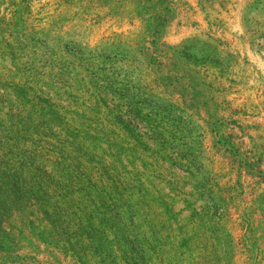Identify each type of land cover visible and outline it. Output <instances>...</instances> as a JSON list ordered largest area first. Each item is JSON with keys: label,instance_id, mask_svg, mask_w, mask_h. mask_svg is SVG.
I'll return each instance as SVG.
<instances>
[{"label": "rangeland", "instance_id": "obj_1", "mask_svg": "<svg viewBox=\"0 0 264 264\" xmlns=\"http://www.w3.org/2000/svg\"><path fill=\"white\" fill-rule=\"evenodd\" d=\"M36 4L0 0V264H264V0L177 45Z\"/></svg>", "mask_w": 264, "mask_h": 264}, {"label": "crops", "instance_id": "obj_2", "mask_svg": "<svg viewBox=\"0 0 264 264\" xmlns=\"http://www.w3.org/2000/svg\"><path fill=\"white\" fill-rule=\"evenodd\" d=\"M168 1V0H167ZM35 9L42 14L41 26L46 35L58 34V40L47 41L50 45L65 43L67 33H81L83 27L94 34H107L108 37L129 34L136 27H163L165 42L183 43L193 35L223 33L226 35L247 32V24L257 14V0H171L173 11L160 18L146 14L145 0H32ZM151 17L152 19H150ZM169 18V19H168ZM162 23V25L160 24ZM61 35V36H60ZM95 40L98 43L100 39Z\"/></svg>", "mask_w": 264, "mask_h": 264}]
</instances>
